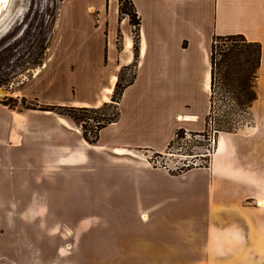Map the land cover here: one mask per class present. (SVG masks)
Returning a JSON list of instances; mask_svg holds the SVG:
<instances>
[{"label": "crops", "instance_id": "crops-1", "mask_svg": "<svg viewBox=\"0 0 264 264\" xmlns=\"http://www.w3.org/2000/svg\"><path fill=\"white\" fill-rule=\"evenodd\" d=\"M131 1L136 55L118 0H62L53 29L65 13L66 33L85 43L51 45L52 29L38 73L14 94L98 107L134 65L118 120L96 142L59 114L0 103V264H264V0ZM98 29L112 39L103 67L97 37L87 38ZM235 34L261 48L251 127L220 138L206 166L182 174L149 167L146 154L165 150L178 123L202 131L212 37ZM68 64L96 84L93 98L55 97ZM63 208L66 233L57 237Z\"/></svg>", "mask_w": 264, "mask_h": 264}, {"label": "rangeland", "instance_id": "rangeland-1", "mask_svg": "<svg viewBox=\"0 0 264 264\" xmlns=\"http://www.w3.org/2000/svg\"><path fill=\"white\" fill-rule=\"evenodd\" d=\"M61 1L62 0H20L19 5L23 6V12L18 13L19 15L15 17L16 21L14 19L15 23L12 28L9 26L2 34L3 37L0 38V103L8 102L12 107L26 109H40L43 106L33 101H28L25 97L15 96L14 94L18 85L25 79L27 80L31 78L32 75H35L34 71H38L37 68L42 65L45 58V51L41 53V47L42 44H47L48 46L54 20ZM14 21H12V23ZM144 27H146V24H144ZM53 30L51 45L60 42H69L70 39H73V43L76 41L85 43L86 37L78 36L74 38V34L68 35L66 33L65 13L60 15L58 24ZM101 33L100 29L95 30L87 38L97 37L99 46L101 47L99 50V63H101L100 65L103 67L106 64L104 62L106 55L109 57L112 53V48L110 46L112 39L108 38L110 43L107 44V35H102ZM221 43L218 41L216 43L214 56L217 62L220 53H222L220 48L223 53H225L226 51L230 52L235 45L237 48L241 49V51H239L240 54L238 53V60L241 64L245 63V59L247 58L251 60L254 59V52L252 54L249 53V48L240 40L236 42L232 40L225 41L223 46H221ZM119 48L120 46L118 45V49ZM39 61H41V64H38ZM73 65L74 64H68L60 74L58 79V83H60L58 85L60 86L54 87L52 90L54 91L53 93L57 92L60 96L55 97H61V99L93 98L95 96L96 84L91 81L92 79L88 81L82 79L81 81L78 76L74 77L72 71ZM108 67L109 65L103 69L105 70ZM134 68V65H130L128 68L121 69L117 78V82L120 84L119 86H124L133 80ZM229 83L227 81H220L218 77L216 78L218 88H216L215 103L208 117L209 121L206 120V117L204 121H201V126L203 125L202 131H188L182 128L181 123H178L180 127L175 130L173 139H171L165 150L146 154V156L149 155L147 156L149 167L158 168L172 174H182L188 169L206 166L210 158H212L217 141L220 138H223L225 135H230L231 133L236 134L241 131L245 132L251 127V111L242 112L240 106H233L232 108L229 102L230 99H234L235 103H238L232 91H236L240 87H238L236 82ZM45 93L51 95V90L45 91ZM9 98H12V100H9ZM163 104V102H160L157 106L164 107ZM51 112L68 119L77 125L81 132V124L85 125L88 131L89 129H93L94 125H96L94 119L89 117L83 118L82 121L74 120L71 117L72 115L77 114L81 116L82 114L64 110L61 107H53V111ZM116 112L119 111L115 103L102 108L97 114L89 113L87 115L105 118V116L114 115ZM191 120L194 119L191 118ZM219 120L224 121L222 122L223 124H218L220 122ZM221 125L223 126L222 128H220ZM161 127L166 130L167 123H162ZM188 164L189 166H187ZM193 175L194 174H189L186 175V177ZM60 198L65 199L66 193H62ZM78 214L80 213L78 212ZM75 216L76 215H74V217ZM57 217L59 224L56 226L55 235L58 237L62 232L66 233V226L61 224L62 220L67 219L64 208L57 211ZM58 242L59 241H55L54 252L56 256L59 253H57L56 250V244H58Z\"/></svg>", "mask_w": 264, "mask_h": 264}, {"label": "trees", "instance_id": "trees-1", "mask_svg": "<svg viewBox=\"0 0 264 264\" xmlns=\"http://www.w3.org/2000/svg\"><path fill=\"white\" fill-rule=\"evenodd\" d=\"M118 8H119V16H127L128 21L130 25L133 27V36H134V55H136L137 51V36L138 28L140 25V19L137 11L135 10V7L133 5V2L131 0H118ZM232 40L234 42L240 40L243 44H246V46L249 48V53L254 52V59H245V63L241 64L238 60V53L241 49L237 48V46H233L230 52L223 53L222 49L220 48L219 60L216 61V58L214 56L216 43L217 41L221 43V46L225 44V41ZM47 49V44H42L41 47V53ZM260 54H261V48L258 43L254 42H247L245 38L241 35H227V36H213L212 42H211V49L209 53L210 63H211V88H210V94H209V113L206 116V120H208V117L210 116V113L212 112L213 108L212 106L215 103V94H216V78L218 77L220 81H227L228 83L236 82L238 84V87H240L236 91H232V94L238 100V103H235L234 99H230L229 102L233 106L241 107L242 112H248L250 106H252L253 102L256 100V71L259 67V60H260ZM38 64H41V61H39ZM225 65V66H224ZM129 67V66H128ZM129 83V82H128ZM127 83V84H128ZM230 84V83H229ZM120 84L116 82V85H114V90L112 92L111 100L107 102H103L98 107L95 106H89V107H78V106H61V105H48V106H42L40 109L43 111H53V107H61L64 110H68L71 112H78L81 113V116H78L77 114L72 115L71 117L74 120L82 121L83 118L89 117L93 118L96 125H94L93 129H89L81 124L82 127V134L83 138L88 142H96L97 137L99 136V131L105 127L107 124L111 123L112 121L115 122L118 120L119 112L114 113V115L105 116V118H97L95 116H88L89 113H95L97 114L100 112L102 108H105L107 106H110V104H115L119 102V96L122 92V89L124 86H119ZM231 85V84H230ZM9 100H12V98H9ZM3 104H7L9 107L12 108V106L8 102H3ZM209 121V120H208ZM207 121V122H208ZM218 124H223L221 121ZM223 126L221 125L220 128Z\"/></svg>", "mask_w": 264, "mask_h": 264}, {"label": "bare ground", "instance_id": "bare-ground-1", "mask_svg": "<svg viewBox=\"0 0 264 264\" xmlns=\"http://www.w3.org/2000/svg\"><path fill=\"white\" fill-rule=\"evenodd\" d=\"M13 5L14 3L12 0V3H10V6L7 10L6 15H3L4 17H2V20L0 21V36L8 29L12 21H14L15 17L19 15L18 13H21L24 10L23 6H20L19 4L16 6H13ZM37 72L38 71H34V74L36 75ZM180 118H183V116L181 115ZM185 119H189V118L186 117Z\"/></svg>", "mask_w": 264, "mask_h": 264}, {"label": "water", "instance_id": "water-1", "mask_svg": "<svg viewBox=\"0 0 264 264\" xmlns=\"http://www.w3.org/2000/svg\"><path fill=\"white\" fill-rule=\"evenodd\" d=\"M10 3H12V0H7L6 3L4 2V0H0V21L2 20V17H4L3 15H6L7 10L10 6ZM13 3H14L13 6H16L20 3V0H13ZM15 21H16V18H15ZM15 21L10 25V27L14 25Z\"/></svg>", "mask_w": 264, "mask_h": 264}, {"label": "snow or ice", "instance_id": "snow-or-ice-1", "mask_svg": "<svg viewBox=\"0 0 264 264\" xmlns=\"http://www.w3.org/2000/svg\"><path fill=\"white\" fill-rule=\"evenodd\" d=\"M4 2L6 3V2H7V0H4Z\"/></svg>", "mask_w": 264, "mask_h": 264}, {"label": "flooded vegetation", "instance_id": "flooded-vegetation-1", "mask_svg": "<svg viewBox=\"0 0 264 264\" xmlns=\"http://www.w3.org/2000/svg\"><path fill=\"white\" fill-rule=\"evenodd\" d=\"M12 28V27H11ZM3 37V35L0 37V38H2Z\"/></svg>", "mask_w": 264, "mask_h": 264}, {"label": "built area", "instance_id": "built-area-1", "mask_svg": "<svg viewBox=\"0 0 264 264\" xmlns=\"http://www.w3.org/2000/svg\"><path fill=\"white\" fill-rule=\"evenodd\" d=\"M187 166H189V164Z\"/></svg>", "mask_w": 264, "mask_h": 264}]
</instances>
